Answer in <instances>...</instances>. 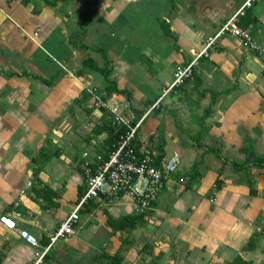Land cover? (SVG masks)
<instances>
[{"label": "crops", "instance_id": "0c3cea01", "mask_svg": "<svg viewBox=\"0 0 264 264\" xmlns=\"http://www.w3.org/2000/svg\"><path fill=\"white\" fill-rule=\"evenodd\" d=\"M243 1L0 0V217L17 227L0 223V264L36 259L19 230L46 245L85 190L82 153L92 160L106 153L107 113L87 108L85 88L104 99L108 81L84 61L109 68L129 95L105 101L141 115ZM247 21L263 53L221 38L143 123V145L162 157L178 153L184 168L145 223L114 231L110 218L135 215L130 201L90 200L74 234L41 264H230L237 256L264 264V167L249 165L264 159V0ZM205 131L202 144L219 149L225 164L194 143Z\"/></svg>", "mask_w": 264, "mask_h": 264}, {"label": "built area", "instance_id": "2783aa9c", "mask_svg": "<svg viewBox=\"0 0 264 264\" xmlns=\"http://www.w3.org/2000/svg\"><path fill=\"white\" fill-rule=\"evenodd\" d=\"M262 0H244L237 11L227 19L217 32L205 40L204 47L196 58L188 65L178 68L173 74L171 83L166 84L159 99L140 115L131 110L129 103H109L105 101L97 88H85L90 99L88 109L105 111L109 126L114 130L115 147L108 155L96 156L91 159L88 152L82 153V169L86 187L74 210L48 236V243L42 245L35 237L25 230H19V236L31 247L38 250L36 259L31 264H41L42 259L60 240H67L74 234V228L79 220V213L84 206L94 199H118L126 197L131 203L133 213H146L163 191L170 176L180 165V155L173 153L169 157L159 156L155 151L143 145L140 129L159 105L164 96L190 79L194 72L196 61L208 56L216 42L223 37H235L243 42L249 50L263 53L260 46L253 41L247 29L240 26L241 19ZM91 145L96 141L90 139ZM28 182V187L31 186ZM0 223L9 231H16L15 222L3 215Z\"/></svg>", "mask_w": 264, "mask_h": 264}, {"label": "trees", "instance_id": "16d2710c", "mask_svg": "<svg viewBox=\"0 0 264 264\" xmlns=\"http://www.w3.org/2000/svg\"><path fill=\"white\" fill-rule=\"evenodd\" d=\"M249 12H247V14L241 19L240 21V26L243 29H246L249 25V21H247V16H248ZM166 34H168L167 31H165ZM84 65L85 66H89L90 68L96 69L100 72H102L106 78V80L108 81V86L106 87V96L104 97V99H107L109 96H111L113 93L119 94V95H126V97L129 99V95L126 93V91L124 90H120L117 88L116 84L110 80L109 75H110V70L109 68H105V69H99L96 64L94 63V61H92L91 59L89 60H85L84 61ZM207 115L204 116L202 118V121H204L209 114L211 113V110L207 111ZM105 127V128H104ZM103 129H105L108 133V137H107V149H106V153L104 155V158H107L108 155L114 150V130L109 126L108 122L106 123V125H104ZM97 132H101L100 129H97ZM207 131L200 133L197 136V139H194V143L196 144V146L203 148L205 153H213L216 157L220 158L222 160V163L225 164L226 161L223 159L221 151L219 149L216 148H212L209 147L207 145H203L202 144V138L203 135H205L204 133H206ZM158 135H159V139H160V144H161V149H163V146L165 144V139H164V129H163V125L161 124L158 127ZM249 165H255V166H261L264 167V159H255L253 162H251V164ZM237 169V166L236 168ZM221 188V181L220 180H216L215 181V190L219 191ZM143 214L142 215H130V216H126V217H121L118 219H112L110 218L108 220V223L110 225V227L114 230V231H118V230H125V229H129V230H133L135 229L138 225H143L144 219H143ZM255 238H251L249 240V242L246 245L247 249H252L255 247ZM230 264H250L249 262H246L244 260H242L241 257H236Z\"/></svg>", "mask_w": 264, "mask_h": 264}, {"label": "rangeland", "instance_id": "374dc122", "mask_svg": "<svg viewBox=\"0 0 264 264\" xmlns=\"http://www.w3.org/2000/svg\"><path fill=\"white\" fill-rule=\"evenodd\" d=\"M184 84V83H183ZM177 89V88H176ZM163 91H161V93H162ZM101 93V92H100ZM145 105H147V104H145ZM147 108V107H146ZM155 110V109H154ZM154 110L152 111V113L154 112ZM151 113V114H152ZM150 114V115H151ZM145 126H143V128H144ZM172 153V152H171ZM181 157V156H180ZM180 166H181V170H184V168H183V164L182 163H180V165H179V168H180ZM128 199V198H127ZM129 200V199H128Z\"/></svg>", "mask_w": 264, "mask_h": 264}]
</instances>
